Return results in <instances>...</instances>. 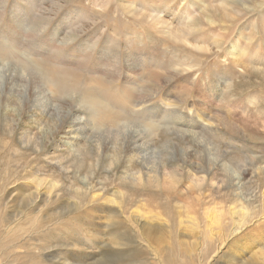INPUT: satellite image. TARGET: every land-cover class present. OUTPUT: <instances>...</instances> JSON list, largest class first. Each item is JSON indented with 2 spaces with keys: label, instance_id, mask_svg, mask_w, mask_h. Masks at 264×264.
Instances as JSON below:
<instances>
[{
  "label": "rangeland",
  "instance_id": "1",
  "mask_svg": "<svg viewBox=\"0 0 264 264\" xmlns=\"http://www.w3.org/2000/svg\"><path fill=\"white\" fill-rule=\"evenodd\" d=\"M45 246L39 264H264V0H0V264Z\"/></svg>",
  "mask_w": 264,
  "mask_h": 264
},
{
  "label": "bare ground",
  "instance_id": "2",
  "mask_svg": "<svg viewBox=\"0 0 264 264\" xmlns=\"http://www.w3.org/2000/svg\"><path fill=\"white\" fill-rule=\"evenodd\" d=\"M13 31V30H12ZM3 35V34H1ZM11 43H17L18 40L17 38H11ZM14 48V47H13ZM41 53V52H40ZM46 55V54H45ZM44 57V56H43ZM43 57H36L35 54H32L31 56V64L33 65L34 68H36L37 70H39V74L41 73L42 75V78H44L47 83V86H49L50 90L52 88H54V90H58L57 92H60L61 95H66V94H70L71 92H80L81 95L83 96V100L85 101V98L86 96L91 100V102H97V104L99 105H103V100L101 98H99L100 96H98L97 93L95 92H90L88 93V86L87 84L86 85H82L81 83H79L78 81L79 80H74L71 78V75L68 73V71L66 69H63L64 66L62 67L61 65L57 64L55 62V60L53 59H44ZM108 60V59H106ZM29 61V60H28ZM41 62V63H39ZM105 62V61H104ZM108 64V63H107ZM106 64V65H107ZM63 65V64H62ZM75 65V64H74ZM105 65V66H106ZM84 66V65H83ZM94 66V65H93ZM108 66V65H107ZM106 66V67H107ZM110 66V65H109ZM113 66V64H112ZM61 69H59V68ZM104 67V68H106ZM115 69L117 68L115 65H114ZM113 67V69H114ZM108 68V67H107ZM146 70H149L148 67H146ZM77 70V69H76ZM118 70V69H117ZM116 71V70H115ZM149 72V71H148ZM106 73H108L106 71ZM117 74L119 73L116 72ZM75 75V74H74ZM73 75V76H74ZM100 75V74H99ZM72 76V77H73ZM114 76V75H113ZM76 77V76H75ZM117 77V76H116ZM115 78V77H114ZM107 79V78H106ZM108 80H113V79H108ZM163 81V78L162 77H158L157 80H156V85H161L160 82ZM105 83V82H104ZM112 83V82H111ZM126 84H136V83H133V82H127ZM86 91V93H85ZM152 91H154V89H152ZM186 91V90H185ZM185 91L182 93V95L184 96V93ZM52 92V91H51ZM55 92V91H54ZM203 92V91H202ZM88 93V94H87ZM154 93V92H153ZM200 93V92H199ZM140 96V94H139ZM137 94H135L133 96V101H134V107H138L139 104H141L143 101H146V97L148 96H145L142 97L140 96L139 97ZM180 97L181 95L178 96L177 100L178 102H182L183 100H180ZM169 98V97H168ZM145 99V100H144ZM176 99V97L174 98ZM170 99H167L165 100L166 102L169 101ZM198 103L201 107L205 106V105H208V106H211V102L208 100V98H206L205 96L201 95L199 96V100H198ZM166 104V103H165ZM172 106V105H171ZM175 106V105H174ZM164 107V106H163ZM150 108V107H148ZM147 108V109H148ZM165 108V107H164ZM144 109V108H143ZM167 109V108H165ZM171 109V108H170ZM149 110V109H148ZM169 110V109H168ZM172 110V109H171ZM133 111V110H132ZM135 113H137L139 110H134ZM166 111V110H165ZM168 112V111H167ZM134 113V112H133ZM140 113V112H138ZM169 113V112H168ZM72 129V128H71ZM76 130V129H74ZM79 131V130H78ZM75 132V131H74ZM77 134V133H76ZM74 135V134H73ZM73 135H71L73 138ZM66 136V135H65ZM67 137V136H66ZM75 138V136H74ZM77 140V139H76ZM70 141H74V140H70ZM46 245V244H45ZM11 250V248H10ZM51 252H54V248L51 247V246H45V247H34V248H23L22 251H17L15 250V248H13L7 258H5L6 262H7V259L10 260V262H12L11 264H39L40 262L38 261L39 257L42 258V257H45V256H48ZM4 260V259H3ZM4 260V261H5ZM5 264H8L6 263ZM9 262V261H8Z\"/></svg>",
  "mask_w": 264,
  "mask_h": 264
}]
</instances>
